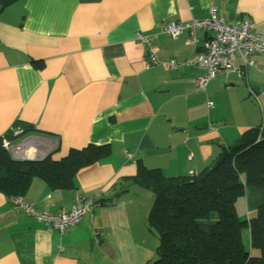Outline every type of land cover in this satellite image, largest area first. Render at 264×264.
<instances>
[{"label": "crops", "instance_id": "obj_1", "mask_svg": "<svg viewBox=\"0 0 264 264\" xmlns=\"http://www.w3.org/2000/svg\"><path fill=\"white\" fill-rule=\"evenodd\" d=\"M212 12L229 24L253 22L264 39V0L0 5V137L24 130L15 141L5 137L9 156L58 160L90 144L110 149L75 172L73 188L30 180L22 198L40 212L69 209L75 192L99 202L62 234L0 192V264H144L153 258L157 241L146 225L152 194L129 181L138 167L169 177L198 173L245 130L264 124V52L246 62L236 55L241 76L218 73L201 92L194 89L201 72L195 67L146 65L150 48L160 61L185 60L200 51L210 32L195 30L189 43L186 31L173 38L162 26ZM138 33L150 36L149 43ZM261 187L245 185L239 213L242 196L235 203L239 217L254 216L245 214L264 202ZM242 234L247 246L249 229Z\"/></svg>", "mask_w": 264, "mask_h": 264}, {"label": "trees", "instance_id": "obj_2", "mask_svg": "<svg viewBox=\"0 0 264 264\" xmlns=\"http://www.w3.org/2000/svg\"><path fill=\"white\" fill-rule=\"evenodd\" d=\"M11 1L0 0V5ZM23 132L0 137V192L10 198L22 196L35 176L52 189L73 188L75 172L110 151L108 144H90L70 149L58 160L12 159L2 139L15 141ZM238 141L214 168L208 165L198 173L169 177L157 168L139 166L129 178L153 195L146 225L157 243L153 258L144 264H264V202L249 219L239 217L235 208L245 185H264L262 128H248ZM246 228L247 246L242 234ZM258 248L259 256L252 253Z\"/></svg>", "mask_w": 264, "mask_h": 264}, {"label": "built area", "instance_id": "obj_3", "mask_svg": "<svg viewBox=\"0 0 264 264\" xmlns=\"http://www.w3.org/2000/svg\"><path fill=\"white\" fill-rule=\"evenodd\" d=\"M253 27L254 23L249 20L229 24L214 12L207 17L193 18L184 23L169 20L163 24L162 30L173 38L186 31L189 34L188 42L193 43V33L197 29L208 31L210 35L205 40L203 48L185 60H157L154 50L150 48L149 61L146 65L158 63L165 68H176L181 65L195 67L201 72L195 77L194 89L196 92L204 91L208 82L218 73L235 71L238 76H241V69L233 63L236 55H239L246 62L251 54L264 52V39L260 34L254 32ZM137 36L139 40L147 43L151 38L141 33H138ZM210 105L211 102L208 101V106ZM19 132V130H14L13 135H17ZM2 144L6 147L8 139L3 138ZM124 157L131 159L132 155L125 152ZM11 200L27 215L57 230L60 234L67 227L78 222L85 212H91L93 207L98 204L93 197L82 198L78 192H75L73 205L69 209L50 213L37 211L32 205L26 203L22 196L12 197ZM95 233L98 234V231Z\"/></svg>", "mask_w": 264, "mask_h": 264}, {"label": "water", "instance_id": "obj_4", "mask_svg": "<svg viewBox=\"0 0 264 264\" xmlns=\"http://www.w3.org/2000/svg\"><path fill=\"white\" fill-rule=\"evenodd\" d=\"M262 134L264 135V124L262 125ZM239 144H240V142L237 141L234 145L231 146V148L236 147ZM228 150L229 149H227L226 147L222 148L220 155L212 162V164H211L212 168L216 167L218 164H220L224 160Z\"/></svg>", "mask_w": 264, "mask_h": 264}, {"label": "rangeland", "instance_id": "obj_5", "mask_svg": "<svg viewBox=\"0 0 264 264\" xmlns=\"http://www.w3.org/2000/svg\"><path fill=\"white\" fill-rule=\"evenodd\" d=\"M253 187V186H252ZM255 187H258V186H255ZM259 187H261V186H259ZM261 188H264V186H262ZM151 192V191H150ZM151 194H152V192H151ZM152 197H153V195H152ZM245 197H246V193H245V195H242V199H238V201H237V203H236V206H237V212L239 213V210H240V207H241V204H242V202H243V199H245ZM145 197H143L142 199H144ZM262 201H264V197H263V200H261V202ZM261 202H259V203H261ZM257 209V208H256ZM256 209L255 210H253L254 212H249L248 214H245V216L247 215H250V216H252V215H254L255 213H256ZM252 211V210H251ZM244 242L246 243V239H244ZM252 253H254V254H256V255H261V251H260V249L258 248V250L257 249H253V252Z\"/></svg>", "mask_w": 264, "mask_h": 264}]
</instances>
